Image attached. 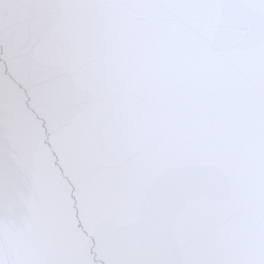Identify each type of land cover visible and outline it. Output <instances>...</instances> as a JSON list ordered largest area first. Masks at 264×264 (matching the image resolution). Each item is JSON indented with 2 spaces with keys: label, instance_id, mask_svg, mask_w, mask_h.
Wrapping results in <instances>:
<instances>
[{
  "label": "water",
  "instance_id": "water-1",
  "mask_svg": "<svg viewBox=\"0 0 264 264\" xmlns=\"http://www.w3.org/2000/svg\"><path fill=\"white\" fill-rule=\"evenodd\" d=\"M264 4V0H261ZM142 56L177 116L161 147L132 89L151 74L90 13L39 6L0 21V261L121 264L177 239L175 210L251 191L264 7L147 16ZM191 171V181L185 184Z\"/></svg>",
  "mask_w": 264,
  "mask_h": 264
},
{
  "label": "snow or ice",
  "instance_id": "snow-or-ice-1",
  "mask_svg": "<svg viewBox=\"0 0 264 264\" xmlns=\"http://www.w3.org/2000/svg\"><path fill=\"white\" fill-rule=\"evenodd\" d=\"M49 6L74 9L97 16L101 30H111L116 47L127 50L133 67L151 74L150 87L132 89L141 115L161 147L174 139L177 116L169 99L160 94L162 69L153 67L140 52V41L151 30L147 16L218 7H264L261 0H0V21L10 13ZM191 171L185 184L191 181ZM251 191L239 216L219 202L209 210L205 201H190L178 207L173 220L177 239L171 246L151 244L133 252L121 264H264V77L258 82V112L255 159ZM3 264V261H0Z\"/></svg>",
  "mask_w": 264,
  "mask_h": 264
}]
</instances>
